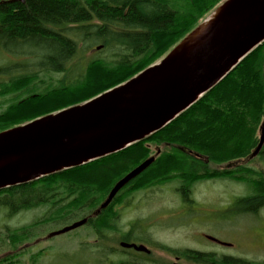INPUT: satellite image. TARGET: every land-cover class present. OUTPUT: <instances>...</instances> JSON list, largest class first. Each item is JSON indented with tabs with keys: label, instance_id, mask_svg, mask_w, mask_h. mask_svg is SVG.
I'll use <instances>...</instances> for the list:
<instances>
[{
	"label": "trees",
	"instance_id": "16d2710c",
	"mask_svg": "<svg viewBox=\"0 0 264 264\" xmlns=\"http://www.w3.org/2000/svg\"><path fill=\"white\" fill-rule=\"evenodd\" d=\"M222 1L25 0L24 3L0 4V43L12 51L26 48L27 54L36 59L31 73L0 80V131L80 103L129 79L168 53ZM75 24H80L79 29L85 34L97 36L96 39L116 41V45L123 47L124 54L119 60H90L85 72L76 75V79L66 80V76H60L61 82L53 83L48 74L66 72L64 66L76 53L77 41L63 33L65 26ZM108 27L121 33L112 32L113 35L106 38ZM107 40L96 45L100 46L96 49L106 48L110 44ZM29 65L26 63L20 68L25 73ZM263 115L264 42L160 130L118 152L1 189L0 205L9 204L10 212H14L51 200L62 215L86 207L92 211L99 207L117 179L153 154V146L156 147L154 152L159 151L157 157L122 187L124 194L165 183L174 176L181 177L187 184L202 170V165L201 161H190L179 147L193 148L217 162L248 161L258 142ZM261 149L264 155V144ZM223 174L238 176L253 189V196L242 199L241 204L250 209L264 201L262 171L244 165L225 170ZM14 195L37 198H31L34 202L20 198V204L14 207V198H4ZM57 196L61 198H53ZM109 207L101 209L92 219L95 227L110 226ZM48 220L45 215L13 230L8 237L17 245L30 228ZM193 254L192 258L201 264L232 263L227 259L215 261L208 255ZM13 261L12 256H8L0 259V264Z\"/></svg>",
	"mask_w": 264,
	"mask_h": 264
},
{
	"label": "water",
	"instance_id": "95a60500",
	"mask_svg": "<svg viewBox=\"0 0 264 264\" xmlns=\"http://www.w3.org/2000/svg\"><path fill=\"white\" fill-rule=\"evenodd\" d=\"M204 25L197 43L182 50ZM263 42L264 0H223L168 53L129 79L80 103L1 130L0 190L118 152L160 130ZM263 144L264 116L250 157ZM154 159L155 155L145 158L115 181L96 213ZM86 221L84 217L49 236Z\"/></svg>",
	"mask_w": 264,
	"mask_h": 264
},
{
	"label": "rangeland",
	"instance_id": "374dc122",
	"mask_svg": "<svg viewBox=\"0 0 264 264\" xmlns=\"http://www.w3.org/2000/svg\"><path fill=\"white\" fill-rule=\"evenodd\" d=\"M79 26L80 24H75L65 26V28L63 27V33L74 37L77 41V49L74 56L70 58V63H66L67 66H64L63 64L66 72L61 74L51 71L52 73L48 74L51 76L52 80L50 81L53 83L61 82L60 76H62V78L66 76V80L67 78L70 80L76 79V75L85 72L90 60L97 58L106 61L119 60L124 54L121 45H116V41L110 42V39L107 38V36L113 35L112 32L121 33V31L116 30L114 27H108L109 31L105 32L104 35L108 40L105 38L96 39L95 37L97 36L93 34H85V32H82V29H79ZM81 35H85L87 38L82 37ZM106 40L110 43L106 48L102 47L96 49V45L103 44ZM23 50L24 51L14 50L15 54H11L0 44V80L6 81V78L1 79L4 74L9 73V71H13L14 69L16 71L26 63L31 65L26 67L27 69L25 72L31 73L32 68L34 67L32 63L35 62L36 59L34 56L27 54L28 50L26 48ZM18 70H21V72L24 73L22 68ZM42 73L43 71H39V74ZM262 121L263 117L261 119V122ZM155 148V146L151 148L153 153ZM224 164H229V162H224ZM244 164H248L246 166H249L252 169L262 171L263 174H261V177L264 179V155L260 153L259 155L257 154L254 157H250V160L245 161ZM216 188L219 190V187ZM140 190L141 189H137L136 191H133V193L136 192L133 195L135 200L133 203L137 204L140 201V198H151L150 202L144 208H139L138 205H136L138 208L133 209L134 211L131 212L121 210L122 224H125L127 221L135 222L136 220H139L135 224L138 225L139 232H145V229L147 228H144V225L140 224V219L141 217L149 215L150 217L147 218L146 223L148 224V227L151 228V238L155 242L170 247L188 248H198L196 245L198 242L204 246L212 245L199 239L200 230L198 228H201L202 225H197L195 222H197L199 220L198 218L205 213L201 208H199V213L197 215L189 216L178 206L174 213H172L171 218H168L166 214L161 213L159 215L161 219H156L155 213L158 212L156 210L164 211L162 209L169 208L171 206L169 203L170 199L156 198L159 194H166L164 192L158 193L159 190L157 189H149L144 192H141ZM205 191L204 188L199 189L197 195L199 197L198 199H202L201 197L204 196ZM4 198H14L12 204L14 207H17L21 202L20 198H27L31 202H34L31 198L37 197H20L14 195ZM53 198L61 197L57 196ZM259 205L260 206L256 209V213L252 214L254 216L250 218H247V215H244L243 211L240 209L242 216H238V222H235L233 225L235 228H240V230L230 228L226 223V217L224 221L220 222V226L222 228V235L238 240L240 246L235 250V255H240L246 259L257 261V264H264V204ZM10 206L11 205L9 204L0 205V259L12 256V260L14 259L12 264H105L103 261L104 252L102 248L106 250L105 246L109 245L110 242L104 234L105 231L101 234H96L92 229L94 227V222L92 220L94 217L92 216L90 218L89 216L95 209L89 211L86 210L88 207L79 208L62 215L59 213L57 207L53 205L51 200L46 202L41 201L38 205L34 204L27 209H16L14 212H10ZM128 209H131V207ZM45 215L50 220L36 227L30 228L25 238L19 239L17 245L11 242L12 237H8L9 233L22 226L35 222ZM86 216L90 218V221ZM83 217L87 218L85 224L61 234L49 236L52 232L68 226ZM117 220L120 222L119 218ZM159 220H162V222H159ZM167 221L171 222L172 225ZM189 222L195 224V226H188ZM99 245H103L102 248L100 247L99 251L94 252ZM155 255H160L162 260H168L169 262L173 261V258H169L168 255L162 254L160 250H156ZM183 263L191 264L189 262Z\"/></svg>",
	"mask_w": 264,
	"mask_h": 264
},
{
	"label": "flooded vegetation",
	"instance_id": "af4514ba",
	"mask_svg": "<svg viewBox=\"0 0 264 264\" xmlns=\"http://www.w3.org/2000/svg\"><path fill=\"white\" fill-rule=\"evenodd\" d=\"M13 1L24 3L25 0H0V4ZM67 37L70 36L67 35ZM70 38L75 40L74 37ZM1 46L11 54H15L14 51L8 49L5 45L1 44ZM179 148L188 156L190 161H201L202 170L197 172L196 177H194L193 180L188 181L186 184L181 177L174 176L163 184H156L141 189L140 191L144 192L149 189H157L159 190L158 193L164 192L166 194H159L156 198L170 199L169 203L171 206L169 208L162 209L164 211L156 210L158 211L155 213L156 219H161L159 216L161 213H164L168 218H171L172 213H174L178 206L189 216L197 215L199 213V208H201L205 213L198 218L199 220L197 222H195L197 225H202L201 228H198L197 226L200 230L199 239L212 245L204 246L198 242L196 243L198 248H188L170 247L155 242L151 238V228L148 227V224L146 223L147 218L150 217L149 215L141 217L140 219V224H143L144 228H147L145 229V232H139L138 225L135 224L139 220H136L135 222L127 221L125 224H122L121 210L131 212L138 207L144 208L148 205L151 198H140V201L137 204H134L133 202L135 200L133 195L136 192L124 194V191L121 188L108 205L110 206V218H112L109 222L110 226L104 228L94 226L92 228L96 234H101L105 231L104 234L109 239L110 243L105 246L106 250L102 248L103 245H100L94 252L99 251L100 247L102 248L104 252L103 261L105 264H184L183 262L194 264L192 257L195 254L193 253L208 255L215 261H226L227 259L232 262L230 264H257V261H252L243 256L235 255V250L240 246L238 240L222 235V228L220 226V222L224 221L226 217V223L230 228L240 230V228H235V226H233L235 222H238V216H242L240 211L242 210L243 214L247 215V218L253 217L254 215L252 214H255L257 211L256 208H258V206L254 208L250 207L249 209L246 205L241 204L242 199L251 198L253 196V189L249 187V183L242 181L238 176L225 177L223 174L225 170H235L244 166V162L247 160L234 159L229 162V164H226V166L224 162L211 160L206 155L193 148ZM261 151L262 149H260L258 155ZM158 153L159 151L156 149L153 154L157 157ZM252 182L253 181H250V183ZM216 187H219V190ZM200 188L206 190L204 196L201 197L202 199H198L199 197L197 196ZM261 204L263 205L264 201ZM136 205H138V207ZM129 207H131V209H128ZM96 210L97 209L92 212L89 216L90 218L92 216L94 218L98 216L100 212L96 213ZM89 217L88 220H90ZM118 218L120 219V222L117 220ZM159 222H162V220H159ZM167 222L169 224L171 223L169 221ZM188 226H195V224L189 222ZM122 243L143 245L144 248L136 249L133 246L126 247L121 245ZM156 250H160L162 254L168 255L169 258H173V261L169 262L168 260H162L160 255H155ZM205 264L208 263L205 262Z\"/></svg>",
	"mask_w": 264,
	"mask_h": 264
},
{
	"label": "bare ground",
	"instance_id": "6f19581e",
	"mask_svg": "<svg viewBox=\"0 0 264 264\" xmlns=\"http://www.w3.org/2000/svg\"><path fill=\"white\" fill-rule=\"evenodd\" d=\"M204 27H205V25L203 26V27H201L199 30H197L196 31V33L193 35V36H191L181 47H182V50H187V49H189L190 47H192L195 43H197L196 41L199 39V36L200 35H202L203 34V32H204ZM203 30V31H202ZM21 72V70H16L15 71V69L13 70V71H9V73H6V74H4L3 75V77L1 78V79H7V80H11V79H13V78H15V77H17V76H20L21 74H27L26 72L25 73H20ZM17 73H19V74H17ZM6 80V81H7ZM3 81V80H2ZM140 163V162H139ZM138 163V164H139ZM164 183V182H163ZM163 183H161V184H163ZM100 246V245H99ZM194 260V259H193ZM196 260V259H195ZM194 260V264H196L197 262ZM197 264H201V263H197ZM203 264H205V263H203Z\"/></svg>",
	"mask_w": 264,
	"mask_h": 264
}]
</instances>
